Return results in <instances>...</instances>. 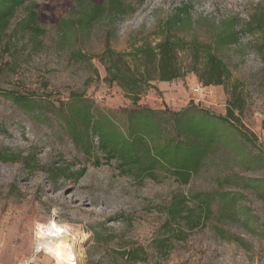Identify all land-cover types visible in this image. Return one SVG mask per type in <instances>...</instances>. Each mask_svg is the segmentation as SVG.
I'll use <instances>...</instances> for the list:
<instances>
[{
	"label": "rangeland",
	"instance_id": "374dc122",
	"mask_svg": "<svg viewBox=\"0 0 264 264\" xmlns=\"http://www.w3.org/2000/svg\"><path fill=\"white\" fill-rule=\"evenodd\" d=\"M100 1L106 0H26L1 36L0 264L30 257L39 227L52 223L77 236L78 264H264V203L240 181L260 179L264 186V48L258 34L243 31L264 0H121L123 15L107 6L91 25L80 27L85 8ZM183 7L189 21L178 36L186 42L212 43L234 23L237 42L214 50L231 78L206 87L192 74L153 81L154 88L134 104L115 83L105 81L98 56L106 42L120 53L143 42L155 44L163 24ZM29 8L39 33L20 29ZM187 54L181 58L188 62ZM233 84L243 102L235 125L251 134V141L215 151L186 185L169 175L158 181L121 176L102 158L94 166L44 109L75 93L120 125L122 111L136 106L169 113L194 108L225 117ZM9 92L36 100L43 115L32 120L4 97ZM249 155L254 162L242 165ZM56 167L67 176L85 171L76 180L61 177L52 184L47 172ZM210 192L236 195L235 206L222 215L213 207L191 230L184 220L165 225V208L173 196ZM35 264L55 261L41 253Z\"/></svg>",
	"mask_w": 264,
	"mask_h": 264
},
{
	"label": "trees",
	"instance_id": "16d2710c",
	"mask_svg": "<svg viewBox=\"0 0 264 264\" xmlns=\"http://www.w3.org/2000/svg\"><path fill=\"white\" fill-rule=\"evenodd\" d=\"M25 1L0 0V40L16 10L22 8ZM107 6L110 12L124 14L121 0L94 2L85 8L77 24L88 27ZM34 18V11L29 8L20 29L39 33V28L32 25ZM188 21L185 7L176 9L163 24L165 31L156 34L158 41L155 44L143 42L131 46L128 52H115L106 42L103 53L98 56L106 73L105 81L115 83L134 104L147 89L154 88L150 84L153 81L170 82L192 74L205 87L223 85L231 78V72L214 50L218 46L237 42L234 23L207 44L197 39L186 42L178 36ZM243 27L244 33L258 34L264 48V8L251 14ZM257 52L261 55V48ZM185 53H188V62L181 58ZM261 59L264 62V56ZM231 91L232 100L225 117L194 108L169 113L166 109L136 106L122 111L124 121L120 125L114 117L94 108L83 96L75 93L70 94L68 101L59 102L58 106L48 102L44 109L56 117L72 144L83 156L93 161L94 166H98L102 158L107 163H113L121 176L138 181H158L160 175H169L176 183L186 185L215 151L229 143L251 141V134L235 125L239 122L235 113L241 111L243 102L239 94H235V84ZM4 97L32 120H38L43 115L42 106L34 99L13 92L5 93ZM252 162L251 155L241 160L242 165ZM84 171L82 168L67 176L61 168L56 167L48 170L47 174L51 183L55 184L61 177L76 180ZM240 181L244 187L254 189L257 198L264 203L262 180L241 177ZM236 201L237 196L228 192L196 193L189 197L175 195L165 208V225L184 220L189 230L194 229L203 215L208 218L213 213V207L222 215L233 208ZM191 204L198 208L197 213L190 207ZM190 213L195 216L189 217Z\"/></svg>",
	"mask_w": 264,
	"mask_h": 264
},
{
	"label": "bare ground",
	"instance_id": "6f19581e",
	"mask_svg": "<svg viewBox=\"0 0 264 264\" xmlns=\"http://www.w3.org/2000/svg\"><path fill=\"white\" fill-rule=\"evenodd\" d=\"M36 237L42 252L49 254L55 264H78L74 254L77 236L70 235L67 228L53 223L51 226H40Z\"/></svg>",
	"mask_w": 264,
	"mask_h": 264
},
{
	"label": "built area",
	"instance_id": "2783aa9c",
	"mask_svg": "<svg viewBox=\"0 0 264 264\" xmlns=\"http://www.w3.org/2000/svg\"><path fill=\"white\" fill-rule=\"evenodd\" d=\"M194 93H198L199 89L193 90ZM37 239V238H36ZM39 239L36 240L30 257L21 259L19 264H35L36 258L43 253L38 244Z\"/></svg>",
	"mask_w": 264,
	"mask_h": 264
},
{
	"label": "crops",
	"instance_id": "0c3cea01",
	"mask_svg": "<svg viewBox=\"0 0 264 264\" xmlns=\"http://www.w3.org/2000/svg\"><path fill=\"white\" fill-rule=\"evenodd\" d=\"M161 83H165V82H161Z\"/></svg>",
	"mask_w": 264,
	"mask_h": 264
}]
</instances>
